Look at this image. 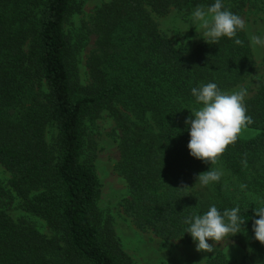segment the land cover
Instances as JSON below:
<instances>
[{
  "label": "trees",
  "instance_id": "16d2710c",
  "mask_svg": "<svg viewBox=\"0 0 264 264\" xmlns=\"http://www.w3.org/2000/svg\"><path fill=\"white\" fill-rule=\"evenodd\" d=\"M214 2L107 0L89 23L94 48L83 85L65 32L74 0H0V165L23 210L50 231L43 235L24 219L11 220L0 199V264H127L98 207L101 183L85 154L86 124L103 113L119 131L115 169L128 190L121 208L137 229L167 246L195 244L185 232L187 217L211 205L221 212L239 206L246 223L225 239L240 246L242 259L216 254L205 264H264V245L252 231L259 219L253 209L264 206V83L244 100L253 122L216 165L190 156L185 124L201 106L192 88L215 83L230 93L253 73L247 34L237 32L242 45L222 37L189 51L176 47L156 21L171 10L192 14ZM222 3L240 16L241 1ZM209 168L223 175L201 187L195 177Z\"/></svg>",
  "mask_w": 264,
  "mask_h": 264
},
{
  "label": "rangeland",
  "instance_id": "374dc122",
  "mask_svg": "<svg viewBox=\"0 0 264 264\" xmlns=\"http://www.w3.org/2000/svg\"><path fill=\"white\" fill-rule=\"evenodd\" d=\"M107 0H74V11L65 24V32L70 41L73 61L79 82L87 83L86 61L94 48V37L88 35L91 18L97 9ZM243 4L240 16L245 20V32L250 36L264 37V0H238ZM160 31L180 49L191 51L203 41L202 30L193 23L191 14H183L171 10L166 16L156 18ZM250 46L254 58V71L238 88L247 89L245 98L251 97L264 83V68L262 60L264 47ZM233 91V90H232ZM231 91V92H232ZM230 92V93H231ZM85 154L92 159L98 179L101 183L99 209L105 218L110 220L116 239L127 257V264H205L216 254L224 255L229 261H240L243 251L231 240L225 239L214 245V251L197 252L195 244L172 242L167 246L149 231H141L124 215L121 204L128 196L125 180L117 173L115 167L119 159L118 138L113 119L103 113L94 121L87 122L85 131ZM85 157V158H86ZM11 175L0 165V192L2 209L7 216L17 222L24 219L43 235L50 231L44 221L25 212L21 199L10 186ZM212 244L213 241H208Z\"/></svg>",
  "mask_w": 264,
  "mask_h": 264
},
{
  "label": "clouds",
  "instance_id": "9594fccd",
  "mask_svg": "<svg viewBox=\"0 0 264 264\" xmlns=\"http://www.w3.org/2000/svg\"><path fill=\"white\" fill-rule=\"evenodd\" d=\"M191 18L202 30V39L206 43L216 45L220 38L227 37L235 38L236 45L243 44V41L236 37L238 31L245 29L246 22L241 16L226 9L222 0H215L207 7L198 5ZM250 41L254 48L264 47V37L252 35ZM191 95L201 106L194 108L191 115L185 119V124L190 125L187 144L189 154L203 163L216 165L218 157L224 153L226 147L235 144L242 129L253 122L252 118L246 115L244 105L247 89L240 88L226 93L215 83H207L192 88ZM222 175L220 170L209 168L196 175L195 183L206 187L219 182ZM253 213L259 217L252 224L253 238L264 245V206L254 208ZM184 223L189 225L185 232L190 234L195 242V250L211 253L215 244L240 233L242 225L246 222L240 216L239 206L221 212L215 205H211L204 214L190 215ZM209 240L213 243H208Z\"/></svg>",
  "mask_w": 264,
  "mask_h": 264
}]
</instances>
